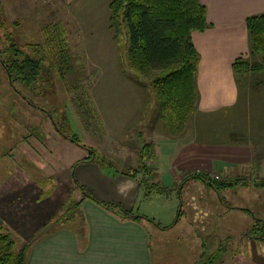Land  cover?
Segmentation results:
<instances>
[{"label":"crops","instance_id":"0c3cea01","mask_svg":"<svg viewBox=\"0 0 264 264\" xmlns=\"http://www.w3.org/2000/svg\"><path fill=\"white\" fill-rule=\"evenodd\" d=\"M13 1L1 0L3 10ZM58 1L64 4L66 9L63 12V20L57 23L66 33H69L68 27L73 28L77 37L75 42L80 44V47H84L83 43L89 44V40L94 39L97 34L101 35L102 40L104 34L110 31L109 4L112 0ZM199 2L205 7L206 20L210 25L204 30L191 31L192 43L199 53L195 106L183 129L175 135H170L161 119L160 122L164 125L158 131L159 138L156 137V142L151 147L153 157L150 169L154 174V181L161 182L160 168L163 167V174L173 180L171 188L162 183V186L168 189L166 195L153 193L145 197L138 181L139 177L133 178L130 175L135 168L128 167L123 170L110 164L109 160L104 162L98 159L96 152L88 155L87 150L80 146L82 151L72 156V145L65 141L73 142L64 137L65 141L61 139L59 145L61 153L58 161L56 155H51V151L38 142L34 150L39 155L38 168L45 163L43 168L52 169V172L48 170L52 176L55 173L54 176L63 178L65 194L55 191V188L53 195L52 192L49 196L41 198L38 193L33 199H29L24 190V181H17L11 186L9 180L0 183V226H9L22 240L30 239L42 229L39 231V238L34 239L30 246L26 264H152L151 234L161 236V233L184 224L181 197L184 187L198 191L209 190L214 205H218V210L224 211L223 213L232 211L233 208L249 210L246 207L225 204L219 192L199 180L186 177L190 172L199 171L215 174L219 179L234 178L246 172L255 178H264V80L261 81L264 79V69L243 72L240 76L233 69V62L238 57L245 61L257 58L258 54L251 52L249 48L245 20L249 16L264 13V0ZM30 21L25 27L31 29V32L41 33L40 26ZM14 24L19 31L25 29L18 22ZM89 35H92V38ZM65 41L69 43L70 38L65 37ZM260 61L262 63L261 57ZM146 144L149 147L148 143L142 142L138 155ZM66 154H70L71 158L62 160L67 158ZM40 156L48 157V161L44 158L45 161H40ZM88 156L91 157L90 160L82 161ZM139 161L138 158V165ZM60 162L64 167L68 164L70 172L65 169L57 176ZM73 178L100 203L84 197ZM175 187H181L182 192L179 196L176 195L177 204L171 201L178 191ZM242 188L247 192L250 188L255 189L253 186ZM74 191L77 195L76 202L80 201L77 207L81 215L80 224L75 225L73 218L64 223H56L59 205L62 206L71 199V193ZM68 195L70 197L67 199ZM194 200L195 197L191 194L187 205L190 204L195 210L196 216L193 217L192 214L190 222L199 223L202 215L195 205L191 204ZM156 201L162 204L160 207L166 209V215L154 212L151 204ZM105 203L149 217L154 222L122 217L117 212L105 208L102 205ZM43 207L45 212L40 213L39 209ZM245 213L246 220H252V217ZM165 216H168V221L163 220ZM186 224L190 226L189 223ZM47 225L49 229L45 228ZM189 232L192 233V229Z\"/></svg>","mask_w":264,"mask_h":264},{"label":"rangeland","instance_id":"374dc122","mask_svg":"<svg viewBox=\"0 0 264 264\" xmlns=\"http://www.w3.org/2000/svg\"><path fill=\"white\" fill-rule=\"evenodd\" d=\"M5 8L3 10L0 0V35L9 32L16 44L24 46L27 43L42 42L47 34H42L43 30L49 32L53 25L58 24L57 21L63 20L66 6L58 0H14ZM30 20L40 26L41 33L31 32V29L25 27ZM17 22L25 29L19 31L14 24ZM114 28L110 27V31L104 34L102 40L101 35H95L94 39L89 40V44L83 43L84 47L75 42L77 37L73 33V28L68 27L69 33L63 28L64 40L65 37L70 38L69 43L65 41L69 52V68L57 59L55 43L51 42L50 46L47 49L44 47L41 52L45 56L43 62L48 70L41 75L40 84L26 87L17 83L16 87L20 93L15 92L9 85L0 65V183L9 180L11 186L17 181L18 183L24 181V190L29 199H33L38 193L41 198L49 196L52 192L53 195L55 191L64 193L66 188L64 179L54 176L55 173L52 176V169L43 168L45 163L39 166L41 169L38 168L39 155L34 151L36 144L40 142V145L43 144L51 151V155H56L58 161L60 160L59 145L61 139L64 141L65 139L54 129V121L63 133L69 134L72 131L82 142L92 147L98 159L104 162L109 160L110 164L123 170L138 167L140 156L138 152L142 142L148 143V148L153 150L151 147L156 142L158 131L164 125L160 122L157 92L151 84L150 75H137L128 66L125 25ZM89 36L92 38V35ZM50 47L54 51L50 50ZM256 57L255 60L254 58L247 60L248 63L261 65L260 57L258 55ZM261 69L248 68L236 74L240 76L244 74L243 72ZM65 142L72 145V156L82 151L76 144L68 140ZM66 156L67 158L62 160L71 158L70 154ZM152 157L151 152L144 158L145 167L148 169L151 168ZM43 158L48 161V157L44 156H40V161H45ZM61 163L57 169V176L65 169H69L70 172L69 165L64 167ZM42 168L45 169L44 172ZM160 170V185L164 183L171 188L173 180L163 174V167ZM151 175L152 177L154 175L152 171ZM209 176L219 179L215 174ZM237 179L238 185L220 189L222 201L227 205L246 207L256 217L264 220V190H257L264 189L263 186L257 185L264 183V178H255L247 172L230 178ZM242 186H253L255 189L250 188L247 192ZM178 188L175 187L176 190ZM191 194L195 197L191 204L195 205L200 215L205 216L199 218V223L190 222L191 215L196 216L195 210L190 204L187 205ZM71 195V199H68L70 197L68 195L67 202L59 205L56 219L59 218L58 223H64L76 217L74 224L79 225L80 212L77 207L73 208L76 203V192ZM176 195L178 194L172 196L171 199L174 200L171 201L177 204ZM210 195L212 194L209 190L198 191L184 187L181 196L184 224L161 233V236L151 234L152 264H201L202 254L213 253L217 255L214 260L210 259L212 262L206 261V257L202 262L264 264V247L251 240L247 232L253 220L249 218L246 220V213L236 208L223 213L224 211L218 210V205H214ZM151 205L154 212L167 214L166 209L160 207L162 204H158V201ZM43 209L45 207L39 209L40 213L45 212ZM163 220L168 221V216ZM3 228L16 240L17 247L25 241L9 226ZM45 228L50 227L47 225ZM190 229L192 233L189 232ZM217 247L220 249L217 250Z\"/></svg>","mask_w":264,"mask_h":264},{"label":"trees","instance_id":"16d2710c","mask_svg":"<svg viewBox=\"0 0 264 264\" xmlns=\"http://www.w3.org/2000/svg\"><path fill=\"white\" fill-rule=\"evenodd\" d=\"M109 9L110 27L114 28V25L117 26L114 29H117L125 25L129 68L137 75L152 77L151 84L157 92L160 117L171 134L178 133L183 129L196 102L199 53L192 43L191 31L204 30L210 25L206 20L204 5L199 0H112ZM245 23L250 51L260 55L262 64L250 65L238 57L233 62L235 72L246 71L248 68L254 70L264 68V13L247 17ZM44 34L46 37L42 42L27 43L24 46L16 44L9 32L0 35V65L9 85L15 92H19L16 87L17 83L26 87L40 84L41 75L48 70L43 62L45 56L41 52L44 47L47 49L51 42L55 43L57 59L69 68V52L63 38V28L55 24L49 32L44 31ZM51 47L49 49L54 51ZM53 127L62 137L87 150L88 155L95 153V150L82 142L74 132L63 133L55 121ZM150 151L147 144L143 146L139 156V165L130 173L133 178L139 177L138 181L145 197L153 193L161 195L168 192L166 187L154 181L151 170L145 167L144 158L151 153ZM90 158L85 157L82 161L90 160ZM189 178L199 180L216 192H219L221 188L234 187L239 182L238 179L211 178L208 173L199 171L187 174L186 179ZM73 181L82 190L84 197L100 203L74 178ZM257 185L264 187V183ZM180 189L181 187L177 191L178 196ZM79 203L80 201L76 202L73 208L78 207ZM102 205L122 217L154 222L149 217L123 210L118 205L106 203ZM243 210L253 220L247 230L251 240L264 247V220L256 217L250 210ZM177 218L176 216L175 220ZM55 222H60L59 218ZM39 235L36 233L17 247L16 240L0 226V264H26L30 246L34 239L39 238ZM219 249L217 247V250ZM216 255L214 253L202 254L201 264H208L202 262L205 257L206 261L212 262L211 260H214Z\"/></svg>","mask_w":264,"mask_h":264}]
</instances>
